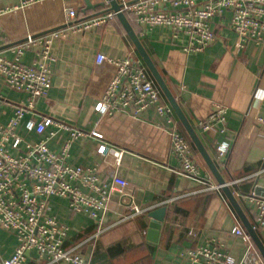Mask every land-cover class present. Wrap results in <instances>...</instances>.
Here are the masks:
<instances>
[{"label":"crops","instance_id":"crops-1","mask_svg":"<svg viewBox=\"0 0 264 264\" xmlns=\"http://www.w3.org/2000/svg\"><path fill=\"white\" fill-rule=\"evenodd\" d=\"M109 7L108 0H44L22 6L20 0H0V54L12 58L13 48L27 34L46 35L67 27L70 8L76 12L74 21L80 22ZM167 9L172 10L170 6ZM126 17L129 31L115 16L104 25L69 31L53 40L49 94L36 101L18 128L25 141L37 142L41 136L27 132L25 121L31 116L56 119L61 125H51L46 131L47 145L54 153L69 137V129L82 130L85 134L71 144L67 162L94 168L99 182L108 188L114 174L128 182L121 192L111 193L101 224L71 211L66 198H48L47 212L68 226L62 246L75 248L87 264H191L180 258L179 252L206 245L219 247L239 261L244 243L232 228L237 225L246 230L221 188H207V182L218 183L174 112L175 126L189 143L202 179L180 172L179 161L169 149L170 124L154 108L141 113L147 118L145 123L131 110L100 114L93 109L114 73L111 64L97 63L96 56L139 58L160 100L168 104L140 49L147 53L264 243V223H256L245 198L255 183L263 184V177L256 181L253 175L264 168V126L256 122L258 116L264 117V48L252 41L236 48L237 36L228 25L229 12L212 19L214 41L202 52L188 53L183 50V34L175 38L167 26L137 24ZM34 58L32 48L24 51L21 61L30 64ZM26 102L27 95L11 89L0 76V123H6L15 107ZM215 103L227 107L225 131H202L199 124ZM92 130L122 151L118 165L111 155L96 153L101 140L90 135ZM224 141L228 151L219 157L215 147ZM132 205L142 212L123 219V214L131 213ZM161 206L166 207V215L157 241H150L148 213ZM16 245L13 233L0 230V264ZM44 262L35 250L28 252L26 264Z\"/></svg>","mask_w":264,"mask_h":264},{"label":"built area","instance_id":"built-area-1","mask_svg":"<svg viewBox=\"0 0 264 264\" xmlns=\"http://www.w3.org/2000/svg\"><path fill=\"white\" fill-rule=\"evenodd\" d=\"M39 1L44 0H20V5ZM117 1L120 11L133 22L148 26H167L175 38L183 34L186 37L183 46L186 53L202 52L214 41L212 19L225 12H229V28L237 36V49L243 48L250 41L264 48V0ZM167 6L172 10H168ZM67 16V27L46 35L27 34L13 48L12 58L0 54V76L11 89L27 95V102L17 105L13 116L6 123H0V230L11 232L17 238L14 252L3 264H26L31 250L37 252L38 258L44 259L43 264H87L75 248H63L68 226L47 212L48 198H66L71 211L86 214L101 224L111 193L114 190L121 192L128 185L124 178L114 174L112 185L108 188L106 184L99 182L94 168L71 166L67 162L71 144L85 134L82 130L69 129L70 135L62 143L58 153L52 152L47 145V128L61 125L52 117L43 116L38 119L31 116L25 121V130L41 136L39 141L28 142L18 134L24 115L34 109L37 100L47 98L49 94L51 63L54 60L51 54L53 40L65 36L69 31L81 32L104 25L113 20L116 13L106 10L75 22L76 12L70 8ZM32 48L35 49V58L30 64H24L21 56L25 50ZM96 62H108L114 67V73L93 109L100 114L131 110L138 121L145 123L147 118L141 113L154 108L157 115L170 124L167 132L169 149L179 161L180 172L202 179L189 143L175 126L172 108L160 100L158 90L147 77L142 61L133 56L119 59L99 53ZM226 113V106L215 103L208 116L200 122L201 130L217 128L219 132H224ZM256 122L264 126V117L258 116ZM90 135L99 140L103 138L95 130ZM215 150L219 157L224 156L228 151V143L224 141L217 144ZM96 153L101 156L111 155L116 165L120 163L122 156L121 150L102 140L96 146ZM253 177L256 181L263 177V184L255 183L245 198L256 223L262 225L264 196L256 194L254 189L257 186L264 189V168ZM208 178H205L206 182ZM207 183L208 189L220 187ZM236 195L240 193L236 192ZM130 208L131 213L123 214V219L142 212L136 205ZM232 233L244 243L239 261L227 251L208 245L179 252L178 256L191 264H264L247 232L236 225L232 228Z\"/></svg>","mask_w":264,"mask_h":264},{"label":"water","instance_id":"water-1","mask_svg":"<svg viewBox=\"0 0 264 264\" xmlns=\"http://www.w3.org/2000/svg\"><path fill=\"white\" fill-rule=\"evenodd\" d=\"M110 7L108 10H112L116 13V17L120 20L124 28L129 31L131 29V25L126 17V15L120 11V4L117 0H108ZM142 54L143 60L153 76L154 80L156 81L157 85L159 86L162 94L164 95L166 101L168 102L169 106L172 108L175 116L177 117L179 123L181 124L182 128L184 129L186 135L192 142L193 146L200 154L204 162L206 163L207 167L209 168L210 172L212 173L213 177L215 178L218 185H220L221 190L229 200L230 204L232 205L234 211L236 212L238 218L240 219L241 223L243 224L247 234L250 236L253 244L255 245L256 249L260 253L262 259L264 260V243L259 236L257 230L250 222L246 214L244 213L243 209L239 205L238 201L236 200L235 196L233 195L231 189L229 188L228 184H226L224 178L222 177L221 173L219 172L218 168L216 167L215 163L213 162L211 156L207 152L205 146L203 145L199 135L189 122L187 116L185 115L183 109L181 108L180 104L176 100L175 96L171 93L169 88L167 87L165 81L163 80L162 76L160 75L159 71L157 70L156 66L153 64L147 53L140 49ZM255 193L258 195L264 196V189L260 186H257L255 189ZM166 215V207L161 206L151 210L148 213V216L151 218L149 222V227L147 229V238L150 241H157L159 236V232L161 229L162 222Z\"/></svg>","mask_w":264,"mask_h":264},{"label":"trees","instance_id":"trees-1","mask_svg":"<svg viewBox=\"0 0 264 264\" xmlns=\"http://www.w3.org/2000/svg\"><path fill=\"white\" fill-rule=\"evenodd\" d=\"M145 71H146V69H145ZM148 72V71H147ZM184 134V133H183Z\"/></svg>","mask_w":264,"mask_h":264}]
</instances>
